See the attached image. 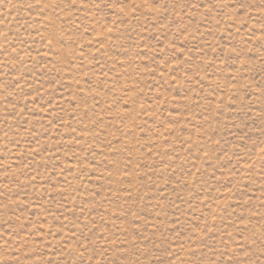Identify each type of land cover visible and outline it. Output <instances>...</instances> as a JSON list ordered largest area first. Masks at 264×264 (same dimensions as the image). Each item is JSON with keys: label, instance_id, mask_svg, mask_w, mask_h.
<instances>
[{"label": "rangeland", "instance_id": "rangeland-1", "mask_svg": "<svg viewBox=\"0 0 264 264\" xmlns=\"http://www.w3.org/2000/svg\"><path fill=\"white\" fill-rule=\"evenodd\" d=\"M0 264H264V0H0Z\"/></svg>", "mask_w": 264, "mask_h": 264}]
</instances>
